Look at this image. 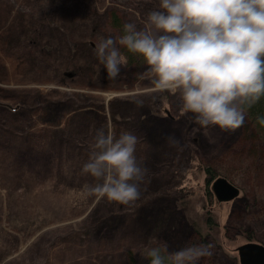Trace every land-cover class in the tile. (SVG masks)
I'll list each match as a JSON object with an SVG mask.
<instances>
[{"label": "rangeland", "instance_id": "374dc122", "mask_svg": "<svg viewBox=\"0 0 264 264\" xmlns=\"http://www.w3.org/2000/svg\"><path fill=\"white\" fill-rule=\"evenodd\" d=\"M158 6L0 0V264H131L130 254L151 264L148 250L165 242L166 256L205 245L197 264H241L240 244H264V143L248 119L201 127L179 93L157 90L144 58L111 78L97 57L100 38L123 35L113 14L142 30ZM109 128L138 137L147 170L129 205L97 200L82 172ZM220 176L239 188L233 200L212 193Z\"/></svg>", "mask_w": 264, "mask_h": 264}, {"label": "clouds", "instance_id": "9594fccd", "mask_svg": "<svg viewBox=\"0 0 264 264\" xmlns=\"http://www.w3.org/2000/svg\"><path fill=\"white\" fill-rule=\"evenodd\" d=\"M120 46L144 58L159 91L179 93L187 113L204 128L235 131L246 107L264 97V0H159L147 26L123 25L118 38H100L96 54L116 78L127 58ZM264 125V118H258ZM138 137L99 129L82 172L95 181L87 190L99 199L129 205L140 198L146 169L137 162ZM167 253L166 242L151 248V264H197L209 246Z\"/></svg>", "mask_w": 264, "mask_h": 264}, {"label": "water", "instance_id": "95a60500", "mask_svg": "<svg viewBox=\"0 0 264 264\" xmlns=\"http://www.w3.org/2000/svg\"><path fill=\"white\" fill-rule=\"evenodd\" d=\"M211 190L220 201L232 200L239 194V188L221 176L212 181ZM237 253L241 264H264V244L245 242L238 246Z\"/></svg>", "mask_w": 264, "mask_h": 264}, {"label": "trees", "instance_id": "16d2710c", "mask_svg": "<svg viewBox=\"0 0 264 264\" xmlns=\"http://www.w3.org/2000/svg\"><path fill=\"white\" fill-rule=\"evenodd\" d=\"M112 21H113L112 24L123 33V25L120 23V20L118 19L116 14H113ZM125 55L128 61L143 58L142 56L138 54H133L127 50H125ZM245 117L248 119L249 124L254 129L253 135L256 137L255 140L264 143V125H261L257 122L258 118H264V97H261V99L258 102L251 105L250 107H246ZM212 178H213V172L211 171L210 168H207V174H206L207 185L209 183V180L210 179L212 180ZM162 255H165V254L162 252ZM130 257H131L130 258L131 264H135L136 261H134L131 254H130ZM147 259L148 261L151 260V258L148 256H147ZM141 264H144V263H141ZM166 264H172V261L168 260L166 261Z\"/></svg>", "mask_w": 264, "mask_h": 264}, {"label": "flooded vegetation", "instance_id": "af4514ba", "mask_svg": "<svg viewBox=\"0 0 264 264\" xmlns=\"http://www.w3.org/2000/svg\"><path fill=\"white\" fill-rule=\"evenodd\" d=\"M212 191V190H211ZM212 193L214 194V192L212 191ZM214 196H215V194H214ZM215 198H216V196H215ZM216 200L218 201V202H226V201H220V200H218L217 198H216ZM233 200V199H232ZM228 201H230V200H228ZM246 242H255V243H259V242H257V241H253V240H249V241H246ZM245 243V242H244ZM261 244V243H260ZM238 258H239V256H238Z\"/></svg>", "mask_w": 264, "mask_h": 264}, {"label": "bare ground", "instance_id": "6f19581e", "mask_svg": "<svg viewBox=\"0 0 264 264\" xmlns=\"http://www.w3.org/2000/svg\"><path fill=\"white\" fill-rule=\"evenodd\" d=\"M209 212V211H208Z\"/></svg>", "mask_w": 264, "mask_h": 264}]
</instances>
